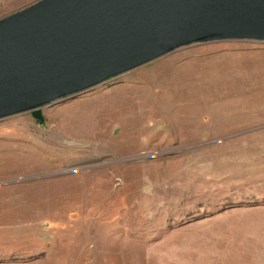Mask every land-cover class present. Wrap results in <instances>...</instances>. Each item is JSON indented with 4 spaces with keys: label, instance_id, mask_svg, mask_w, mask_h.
<instances>
[{
    "label": "rangeland",
    "instance_id": "374dc122",
    "mask_svg": "<svg viewBox=\"0 0 264 264\" xmlns=\"http://www.w3.org/2000/svg\"><path fill=\"white\" fill-rule=\"evenodd\" d=\"M43 115L0 121V264H264V43L183 47Z\"/></svg>",
    "mask_w": 264,
    "mask_h": 264
},
{
    "label": "water",
    "instance_id": "95a60500",
    "mask_svg": "<svg viewBox=\"0 0 264 264\" xmlns=\"http://www.w3.org/2000/svg\"><path fill=\"white\" fill-rule=\"evenodd\" d=\"M264 43V0H38L0 18V121L75 99L177 49Z\"/></svg>",
    "mask_w": 264,
    "mask_h": 264
},
{
    "label": "crops",
    "instance_id": "0c3cea01",
    "mask_svg": "<svg viewBox=\"0 0 264 264\" xmlns=\"http://www.w3.org/2000/svg\"><path fill=\"white\" fill-rule=\"evenodd\" d=\"M11 264H28V263H22V262H13Z\"/></svg>",
    "mask_w": 264,
    "mask_h": 264
}]
</instances>
